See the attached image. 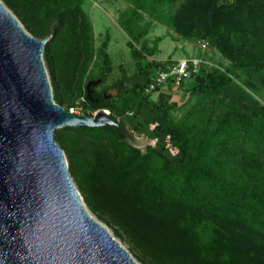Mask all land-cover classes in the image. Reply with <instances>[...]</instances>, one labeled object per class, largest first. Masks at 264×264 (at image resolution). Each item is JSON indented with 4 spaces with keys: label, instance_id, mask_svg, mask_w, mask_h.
<instances>
[{
    "label": "trees",
    "instance_id": "16d2710c",
    "mask_svg": "<svg viewBox=\"0 0 264 264\" xmlns=\"http://www.w3.org/2000/svg\"><path fill=\"white\" fill-rule=\"evenodd\" d=\"M2 1L35 38L52 35L44 47L43 60L56 104L63 106L62 98L76 92L83 98V115L105 110L118 123L117 127L62 130L89 143L96 153L88 186L79 183V190L100 221L140 237L145 244L132 248L139 262L264 264V175L244 172L241 180L220 156L230 149L237 156L264 151V107L232 105L217 115L194 113L186 120L188 111L184 118L175 120L178 104L171 101L169 87L165 92L156 88L146 93L152 76L167 63L147 62L155 48L136 46L148 30L134 25L139 19L135 11L121 20L134 72L128 74L120 66V77L98 90L112 72L109 40L106 37L98 48L97 73L79 81L91 44L90 27L82 12L85 0ZM129 1L137 9L142 7L139 0ZM166 1L175 0H158ZM198 8L204 31L198 41H207L215 48L231 63V70L225 73L202 65L192 82L179 89L189 97L215 101L230 89V75L236 76V70H264V39L254 50L246 48L242 39L233 48L222 41L225 35H253L257 25L264 31V0H189L183 11L186 27ZM64 38L69 40L71 54L67 68L60 72L52 45ZM97 80L100 84L88 91L87 82ZM109 90L115 94H108ZM70 104L72 101L67 102ZM133 134L154 141V146L144 152L132 147ZM198 224L213 226L214 252L200 243L195 229Z\"/></svg>",
    "mask_w": 264,
    "mask_h": 264
},
{
    "label": "water",
    "instance_id": "95a60500",
    "mask_svg": "<svg viewBox=\"0 0 264 264\" xmlns=\"http://www.w3.org/2000/svg\"><path fill=\"white\" fill-rule=\"evenodd\" d=\"M51 39L26 33L0 2V264H137L87 212L54 141L58 129L118 123L54 103L42 60Z\"/></svg>",
    "mask_w": 264,
    "mask_h": 264
},
{
    "label": "rangeland",
    "instance_id": "374dc122",
    "mask_svg": "<svg viewBox=\"0 0 264 264\" xmlns=\"http://www.w3.org/2000/svg\"><path fill=\"white\" fill-rule=\"evenodd\" d=\"M139 1L142 5L140 9H137L129 0H85L82 6V12L90 27L91 44L83 58L85 61V69L80 74L81 79L79 81L83 82L84 76L86 75H95L97 73L100 67V59L97 52L106 37L109 40L107 53L111 60L112 72L108 75L104 85L97 89L102 90L105 86L110 85L115 79L119 78L120 66L128 74L134 72L135 64L126 46L129 38L122 27L121 21L128 18L131 11H135L137 13L136 16L139 17L134 22V25L136 27H145L148 30L146 36L136 46L139 48L145 44L149 48H155V54L152 57L146 58L147 62L167 63L168 66L175 60L198 55L199 52L196 44L204 36L199 8L195 10L189 27H186L183 24V11L187 8V2L189 0H175L174 2L166 1L162 3H159L158 0ZM0 2L15 17L25 32L33 36L3 1L0 0ZM257 26L258 30H255L253 35H242L241 37L225 35L222 41L227 47L233 48L236 41L242 39L246 48L250 50L258 49L260 42L264 39V31L259 25ZM69 44V40L64 38L56 41L52 45V56L57 71L64 72L65 68H67L69 55L71 54ZM204 56L205 67L207 69H217L225 73L231 70V63L224 59L215 48L210 46L204 53ZM44 66L53 98V86L45 63ZM235 75H230L232 78V86L230 89L224 91L215 101L189 97L183 90L182 95H175L173 98L177 101L178 108L174 113V119L179 120L184 118L188 111L189 115L186 116V120H189L194 113L199 116L207 114L217 115L226 107L232 105H238L241 108H251L253 106L264 107V70L260 73L236 70ZM107 93L113 95L115 94V90H109ZM146 93L150 92L146 91ZM155 96L156 94L153 93V97ZM62 99L65 101V104L62 106L65 110L66 108L77 107L78 109L82 108L84 113V107L81 105L83 100L81 94L74 92L72 96H64ZM71 101L72 104L68 106L67 102ZM54 103L56 104L55 101ZM90 116H93V114ZM133 137L135 141L131 146L142 152L149 146H154V141L148 140L143 136L133 134ZM54 141L63 151L70 177L87 212L93 219L107 229L109 234L130 253L137 264H141L132 251L133 246H140L142 248V244H145L141 241L140 237L134 234L124 233L116 225H112L111 228L100 221L97 215L88 207L79 190V183L84 188H87V183L89 182L94 166L93 160L96 157V153L91 150V145L69 132H64L62 129H58L55 132ZM232 151V149L230 151H224L220 156L229 168H232L235 173L239 174V179L244 180V172H257L264 175V151L260 152L259 155L251 156H237ZM195 229L200 237L202 246L209 250L213 249L212 251L214 252L217 248V243L213 237V226L210 224H198L195 225ZM115 231H117L118 235Z\"/></svg>",
    "mask_w": 264,
    "mask_h": 264
},
{
    "label": "built area",
    "instance_id": "2783aa9c",
    "mask_svg": "<svg viewBox=\"0 0 264 264\" xmlns=\"http://www.w3.org/2000/svg\"><path fill=\"white\" fill-rule=\"evenodd\" d=\"M196 47L199 52L198 55L175 60L166 66L164 70L156 72L152 76L151 83L146 91L152 92L156 88L164 89L168 87L179 89L191 83L194 76L199 73L200 67L205 65V61L201 58V55L208 50L209 44L207 41L202 40L197 42ZM66 111L75 115L84 114L82 108L78 109L77 107L69 108ZM105 112L109 114L108 111Z\"/></svg>",
    "mask_w": 264,
    "mask_h": 264
},
{
    "label": "crops",
    "instance_id": "0c3cea01",
    "mask_svg": "<svg viewBox=\"0 0 264 264\" xmlns=\"http://www.w3.org/2000/svg\"><path fill=\"white\" fill-rule=\"evenodd\" d=\"M201 58L205 61V56L204 54L201 55ZM169 92L171 93V101L173 102H177L175 100V98H173L175 95H182V90L181 89H176V88H169ZM167 91V89L164 88L163 92ZM185 94L187 95V93L185 92Z\"/></svg>",
    "mask_w": 264,
    "mask_h": 264
}]
</instances>
